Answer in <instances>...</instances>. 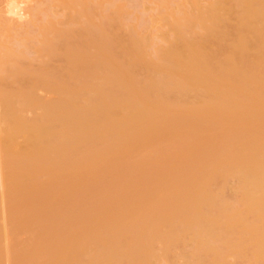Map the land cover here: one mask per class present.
<instances>
[{"label": "bare ground", "instance_id": "obj_1", "mask_svg": "<svg viewBox=\"0 0 264 264\" xmlns=\"http://www.w3.org/2000/svg\"><path fill=\"white\" fill-rule=\"evenodd\" d=\"M85 1L0 39V264H264V0Z\"/></svg>", "mask_w": 264, "mask_h": 264}, {"label": "rangeland", "instance_id": "obj_2", "mask_svg": "<svg viewBox=\"0 0 264 264\" xmlns=\"http://www.w3.org/2000/svg\"><path fill=\"white\" fill-rule=\"evenodd\" d=\"M63 1L65 4H70L74 1L84 2V0H70L71 2L69 0H60L58 2L56 0H0V39L17 48L26 33L30 32L32 35H36L40 26L48 24L49 20L61 24V22L66 20V16L57 6L63 3ZM169 1L171 5L176 6V4L183 0ZM200 1L204 2L205 0ZM85 2L91 3L93 7L97 6L100 2H104V6L101 5L102 10L105 8L104 13L107 12L110 15L115 14L117 5L121 7L123 5V8L130 12H126L128 16L126 15L125 21L131 26H135L138 31L142 30V34L154 36L159 31L167 30L165 27H162L161 12L163 8L159 4V0H86ZM54 4H57L56 7ZM74 13L72 12V14ZM84 20L85 17L82 18V22ZM121 35L125 36L122 33ZM29 50V59L33 60L31 64L36 67L42 60L38 57V54H35L34 48H30ZM150 50L153 51V49Z\"/></svg>", "mask_w": 264, "mask_h": 264}]
</instances>
